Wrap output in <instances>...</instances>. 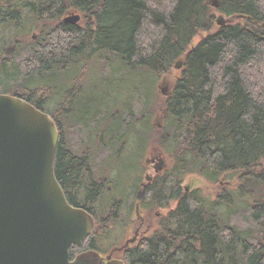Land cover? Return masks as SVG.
Segmentation results:
<instances>
[{
    "label": "trees",
    "instance_id": "1",
    "mask_svg": "<svg viewBox=\"0 0 264 264\" xmlns=\"http://www.w3.org/2000/svg\"><path fill=\"white\" fill-rule=\"evenodd\" d=\"M207 1L0 0V88L54 121L55 178L78 190L76 206L93 205L88 214L113 230L131 214L145 152L166 157L146 207L167 211L130 252L133 264H264V82L248 80V70L264 66V0H217L214 10ZM213 11L243 23L215 28ZM69 14L81 23L64 24ZM10 46L11 61L3 54ZM93 58L104 75L113 62L102 81L111 95L80 113H68L58 84L32 86ZM167 78L172 85L161 96ZM53 100L59 105L50 114ZM188 175L215 185V197L181 188ZM232 178L236 186L219 187Z\"/></svg>",
    "mask_w": 264,
    "mask_h": 264
},
{
    "label": "water",
    "instance_id": "2",
    "mask_svg": "<svg viewBox=\"0 0 264 264\" xmlns=\"http://www.w3.org/2000/svg\"><path fill=\"white\" fill-rule=\"evenodd\" d=\"M79 21L78 14L63 20ZM13 52L9 47L5 56L11 60ZM58 139L47 114L0 95V264H89L82 257L69 262V248L80 246L95 225L86 211L69 205L55 178Z\"/></svg>",
    "mask_w": 264,
    "mask_h": 264
},
{
    "label": "rangeland",
    "instance_id": "3",
    "mask_svg": "<svg viewBox=\"0 0 264 264\" xmlns=\"http://www.w3.org/2000/svg\"><path fill=\"white\" fill-rule=\"evenodd\" d=\"M210 7L214 10L215 8L213 7V2L214 0H208ZM214 15V23H215V28L220 27V26H228V25H235V24H241L243 23V18L238 17V16H232V17H226L222 14H219L216 11H213ZM66 16V15H65ZM81 23V20L77 23L79 25ZM219 23V24H218ZM32 35V34H31ZM205 33L201 34V36H204ZM34 36L33 40H36L35 34L32 35ZM199 42V37L194 39V44L196 45ZM4 54V53H3ZM14 55V54H13ZM12 55V58H13ZM258 66L264 65V60L258 59ZM106 65V63L104 62ZM110 66L107 68V74L104 75L99 67V61L96 59H91L87 63H82L75 69L71 70L67 74H61L58 72H55L48 78H43L36 80L34 83H32V86L34 85H50L53 91H56V86L62 87L63 89H66L67 91V99L69 103H67L66 108L68 113H70V110L76 111L77 113H80L85 109L86 104H89L91 101L96 99L97 97H100V99H103L104 96H110L111 93L107 89L106 85H103L102 81L104 79L110 78V72L112 69H114L113 62H109ZM256 66V65H255ZM102 69L105 67L104 65H101ZM175 67V66H174ZM100 69V71H99ZM180 69V68H179ZM179 69H174V71L171 72L173 76H175L177 73L175 71H178ZM256 70H258V78L254 77V74H256ZM248 74H250L249 83L250 84H256L257 82H264V66L262 68L256 67L254 70H248ZM249 76V75H248ZM171 77V76H170ZM247 80V81H248ZM258 84V83H257ZM172 85L171 78H167L164 80V82L160 83L159 89H160V94L161 96H165L167 93L168 87ZM31 88V86H30ZM260 91H264V84H259ZM163 91V92H162ZM51 93V92H50ZM38 97V96H37ZM55 100H57V96L55 97ZM59 102V101H58ZM59 103H54L53 101L47 102L45 108L47 110H50V114L53 111H56L58 109ZM156 118V117H154ZM70 138H72V135H69ZM148 153V154H147ZM136 154V151L135 153ZM156 156L157 160L155 162L152 161V156ZM165 160L166 163H168L166 157L164 158L161 156V154H157V151H153V149H148L145 152V155L143 156V162H145L146 169L145 173H151L152 177L155 176V174H160L163 172V169L165 167ZM148 163V165L146 164ZM150 165V170H147ZM160 165V170L159 172H155L157 166ZM133 168L137 167V164L135 163V160L133 161ZM132 168V169H133ZM132 178V176H130ZM120 180L124 185L127 183V178L125 177V171L120 172ZM222 183H220L219 187L220 188H232L236 186V178L230 179V182L227 180H221ZM130 183V182H129ZM181 188L184 190L187 189H192V190H197L199 189L204 196H207L209 198H213L216 195V188L215 185L209 184L207 181H205L203 178L196 176V175H188L186 178L183 180L181 184ZM218 190V189H217ZM111 200H105V204H109ZM149 208V207H146ZM169 208H174V204H171ZM144 209V208H143ZM150 210V208H149ZM167 209H156L154 212L149 211V214L143 213L142 216H145L147 224H150V233L154 232V230L157 227V224L160 222L161 218L164 216L166 213ZM109 216H106L104 218H108ZM128 221L132 219L131 223L133 222V226H136L137 224V219L135 218V215L128 216ZM135 219V220H134ZM124 222H127V219H124ZM145 222V223H146ZM130 223V224H131ZM114 233L117 232V230L113 231ZM131 234V230H129L127 237Z\"/></svg>",
    "mask_w": 264,
    "mask_h": 264
},
{
    "label": "flooded vegetation",
    "instance_id": "4",
    "mask_svg": "<svg viewBox=\"0 0 264 264\" xmlns=\"http://www.w3.org/2000/svg\"><path fill=\"white\" fill-rule=\"evenodd\" d=\"M0 95H6L1 88ZM155 157L157 156H152L153 162L157 160V158ZM146 164L148 165V163ZM147 170H150V165ZM144 173L145 172H143V174L141 175L140 181L136 186V189L134 190V195L132 198V211L130 216L135 215V218L137 219L136 226H133V222L131 223L132 219H130V221L121 223L118 227L114 228L113 230L108 228L109 226L106 225H103L102 229V227L100 228L98 226V223L95 221L94 217L89 214L94 220V231L90 236L84 239L80 246L72 245L69 248V262H73L76 258L82 257L86 259L89 264H109L111 261H118L122 262L123 264H133L131 263V261L128 260L130 252L133 249L142 246L143 243L152 235V232L150 233L151 226L150 224H147L145 216H142V214H149L150 211L149 208H146V199L147 189L153 177L151 173ZM58 183L69 205L74 208L82 209L86 212L87 209H94L93 205L89 207L88 204L85 205L86 209L83 208V205L76 206L78 203H80V196L78 195V190L76 192H70L64 188L63 184H61L60 182ZM137 197L142 198L140 201H138L136 200ZM69 198L71 200H69ZM118 216H125V212H121V214ZM115 218H117V216ZM98 229L106 230L107 233L105 235L97 233ZM115 230H117L116 233L113 232ZM129 230H131V234L129 235V237H127Z\"/></svg>",
    "mask_w": 264,
    "mask_h": 264
},
{
    "label": "bare ground",
    "instance_id": "5",
    "mask_svg": "<svg viewBox=\"0 0 264 264\" xmlns=\"http://www.w3.org/2000/svg\"><path fill=\"white\" fill-rule=\"evenodd\" d=\"M214 5H216V7L214 6ZM213 7L216 9L217 8V0H214V2H213ZM67 16V15H66ZM64 18H65V16L63 17V19H62V22H63V20H64ZM64 23V22H63ZM64 24H67V23H64ZM219 24V23H218ZM67 25H69V24H67ZM223 26V25H222ZM221 27V26H220ZM10 47H12V46H10ZM9 48V47H8ZM6 51V50H5ZM4 57L6 58V56H5V53H4ZM7 60H9L8 58H6ZM12 60V59H11ZM11 60H9V61H11ZM177 65V64H176ZM180 66V65H179Z\"/></svg>",
    "mask_w": 264,
    "mask_h": 264
}]
</instances>
